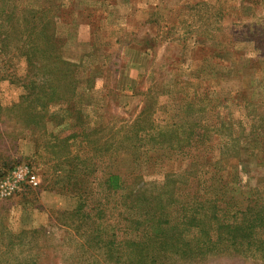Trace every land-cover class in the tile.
Listing matches in <instances>:
<instances>
[{
  "label": "rangeland",
  "instance_id": "374dc122",
  "mask_svg": "<svg viewBox=\"0 0 264 264\" xmlns=\"http://www.w3.org/2000/svg\"><path fill=\"white\" fill-rule=\"evenodd\" d=\"M2 8L0 264H112L88 237L90 222L76 231L69 214L93 216L108 197L96 222L120 238L129 201L108 196L103 182L111 169L129 171L125 150L158 149L185 122L203 151L185 142L172 145L180 157L150 150L135 184L147 197L166 174L197 163L208 196L220 192L229 212L211 228L204 206L194 213L204 229L155 247L154 263L141 262V250L123 248L121 258L264 264V0H0ZM140 117L141 140L126 131ZM25 170L36 187L19 180ZM253 202L263 213L252 227Z\"/></svg>",
  "mask_w": 264,
  "mask_h": 264
},
{
  "label": "trees",
  "instance_id": "16d2710c",
  "mask_svg": "<svg viewBox=\"0 0 264 264\" xmlns=\"http://www.w3.org/2000/svg\"><path fill=\"white\" fill-rule=\"evenodd\" d=\"M8 11L4 10V8L0 10V12L4 13L5 15L9 13ZM15 14L16 16L19 15L17 11H15ZM13 19H15V17ZM12 22L15 23V21ZM0 33H5L1 27ZM20 34L21 37H23L25 35V31L20 32ZM29 43L35 49V54L44 56L48 52H50L49 57L52 59H56V53L46 50V48H43L42 46H38L37 44H35V42ZM74 95L75 94L59 95V98L56 100V102L64 104L73 103L71 98H73ZM51 97L50 99H47V103L49 104L52 103ZM46 109L47 108H45V110ZM140 120L141 117L134 121L126 129V131H128L129 134H134L135 137H138V134L140 135V133H144L145 129L140 125L143 122H141ZM196 129L197 128H195V126H189L185 122L181 127H178L177 130L171 129L169 130L170 132H166L165 134L161 133V135L164 134L165 140L161 142H159L158 140L161 146L159 145L158 149L150 150H155V154L156 152L158 153L159 151L163 150L161 152L167 154L168 157H170V155L177 157L179 156V154H176L175 151L172 150V145L185 142V146H188L186 149L189 148L188 150L192 151L193 148L199 152L203 151L199 150V147L197 146V143L200 140L191 139L193 132ZM161 135L160 133L158 134V136ZM197 137L200 138L199 136ZM138 138L141 140L140 137ZM139 147L140 146H137L135 144L130 151L125 150V159H127V157L131 158V162L126 163L128 165L129 171L126 172L117 169L118 171L116 172V170L111 169V172H109V176L107 177V179H105L102 185L106 194L108 193V196H115L118 194L120 195V198L122 200L129 201V205L126 207L127 218H125V222L128 223L129 228H123L118 231V233L120 234V238H118L116 234L117 229L114 226L106 227L105 229H108L109 231L105 230V233H102L100 230L103 227L101 225L98 226V222H96L97 218H103L105 210L103 211L102 208L103 206H105L104 204L106 201L109 202L108 197L104 199L101 198L104 202L101 203L100 200V202L98 203L99 208L95 209V215L93 216L90 214H86L83 210L78 209L72 211V213L69 214V216L72 217V221L69 223H74V225H77L76 231H80L81 228L84 227L85 223L90 222V224L87 226H92V230L89 229L90 232L88 237H91L94 233V239L97 241L96 244H100V250H103L105 252V257L107 258L109 263L112 264H125V262H127L124 257L121 258L123 248L128 251L131 249H133L134 251L141 250L145 254L141 262L150 261L154 263L156 262V258L155 256L153 258L152 253L155 252V247L159 245V247L163 248L162 246L167 245V242L170 239L178 241L181 238L183 231H188L190 228L192 229L197 227V229H199V232L200 230L204 229L200 225L201 222L198 221L194 213L206 208L204 206L210 205L208 206L211 208L210 213L207 214L206 212H204L205 215L203 216V218L208 220L207 224L212 228V222L216 221L221 223L220 221L222 220V218L220 217H223V213H228L230 206L232 205L230 202L228 203L224 199V196L220 192L218 194H212L208 196V191L204 188V183L199 180L198 171L195 170L199 164H194L192 162L189 166L193 168L195 172L192 173L191 177L187 176L189 169L191 168L182 169L179 172L168 173L164 176V182L159 186V192L154 190V194H150L147 197L143 196L145 195V190H147L146 187L144 186V184L135 183L136 180L141 178V168L144 165L143 156L147 157V152L150 150H146V148H144L142 152V148ZM139 150H141L140 154L138 152ZM181 150L182 152H184L183 149ZM228 183L229 185H231L234 182L232 180ZM222 189H224V187H222ZM218 191H220V189H218ZM222 206V215H220V211H218V208ZM224 207H226V209H224ZM262 208L263 206H261L260 204L256 202L252 203V218H254L252 219V227L254 226L253 222L256 221L261 213H263ZM247 210L250 209L247 208ZM231 229L236 230L237 227H231ZM239 230H242V226L236 231V234ZM106 233L111 234L108 236L105 243H100L102 235H105ZM174 240H172V242ZM147 246H150L151 249ZM88 247L90 249L92 247H95L94 243H89ZM142 252H140V254H142ZM115 254H117V257L114 259L116 261L114 263L112 262L113 259L111 260V258H113Z\"/></svg>",
  "mask_w": 264,
  "mask_h": 264
},
{
  "label": "built area",
  "instance_id": "2783aa9c",
  "mask_svg": "<svg viewBox=\"0 0 264 264\" xmlns=\"http://www.w3.org/2000/svg\"><path fill=\"white\" fill-rule=\"evenodd\" d=\"M16 177H17V175H16ZM26 177V179H27V181H28V184L30 185V186H32V187H36L37 185H38V182L36 181V179L34 178V176L33 175H31V173L30 172H28V171H23L22 173H20L19 172V175H18V178H19V180L20 179H24ZM18 180V181H19Z\"/></svg>",
  "mask_w": 264,
  "mask_h": 264
}]
</instances>
